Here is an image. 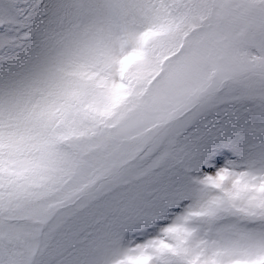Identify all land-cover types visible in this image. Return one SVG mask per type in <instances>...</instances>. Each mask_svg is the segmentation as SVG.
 Segmentation results:
<instances>
[{
	"label": "snow or ice",
	"instance_id": "1",
	"mask_svg": "<svg viewBox=\"0 0 264 264\" xmlns=\"http://www.w3.org/2000/svg\"><path fill=\"white\" fill-rule=\"evenodd\" d=\"M0 264H264V0H0Z\"/></svg>",
	"mask_w": 264,
	"mask_h": 264
}]
</instances>
